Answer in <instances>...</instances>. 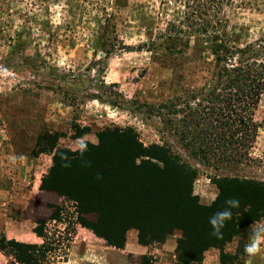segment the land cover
<instances>
[{
	"label": "rangeland",
	"instance_id": "1",
	"mask_svg": "<svg viewBox=\"0 0 264 264\" xmlns=\"http://www.w3.org/2000/svg\"><path fill=\"white\" fill-rule=\"evenodd\" d=\"M182 12L183 0H0V214L10 203L19 211L10 207L8 217L26 213L42 236L38 249L0 240V264H21L17 256L27 264L66 263L80 237L87 245L74 264H185L177 253L180 231L141 245L130 229L124 247L115 249L78 223L75 203L40 191L53 165L51 141L77 153L79 137L97 146L106 130L131 131L143 148H167L196 171L192 192L204 206L217 200L218 179L264 182V94L249 162L207 161L189 138L187 107L196 109L211 86L210 40L192 38L181 53L151 50ZM224 17L237 46H264V0H232ZM251 227L195 264H264V252L244 255Z\"/></svg>",
	"mask_w": 264,
	"mask_h": 264
},
{
	"label": "trees",
	"instance_id": "2",
	"mask_svg": "<svg viewBox=\"0 0 264 264\" xmlns=\"http://www.w3.org/2000/svg\"><path fill=\"white\" fill-rule=\"evenodd\" d=\"M231 4L232 0H183L180 19L167 24L157 36L159 44L151 45V50L157 46L181 53L192 38L210 40L211 86L204 89L196 109L187 107L184 126L203 159L229 167L251 160L261 127L255 116L264 94V46L255 43L242 48L233 42L235 35L224 17V7ZM49 153L53 165L40 191L75 203L78 223L115 249L124 247L130 229L138 231L141 245L163 242L178 230L179 259L195 264L208 249H220L254 222H264V182L218 179L217 200L204 206L192 192L196 171L167 148H143L131 131L106 130L97 146H87L83 157L58 148L56 141H51ZM60 153L67 154L71 167L61 166ZM228 198H237L239 207L231 209L232 218L225 222L221 236H212L209 217L223 210ZM34 233L42 237L37 227ZM1 238L17 247L39 248ZM17 260L27 264L19 256Z\"/></svg>",
	"mask_w": 264,
	"mask_h": 264
},
{
	"label": "clouds",
	"instance_id": "3",
	"mask_svg": "<svg viewBox=\"0 0 264 264\" xmlns=\"http://www.w3.org/2000/svg\"><path fill=\"white\" fill-rule=\"evenodd\" d=\"M76 147L81 157H83L87 150V143L83 137L77 138ZM61 166L64 168L71 167V162L66 153H60ZM17 159H24L23 156L12 157V161L15 162ZM90 166V164L86 165ZM101 177L98 175L97 179ZM225 208L221 211L214 213L209 217V225L212 229L210 233L212 236H221V229L225 227V222L232 218L231 209L239 207V200L237 198H228L225 200ZM252 235L249 242L244 246V255L249 258H253L264 252V224L254 222L252 225Z\"/></svg>",
	"mask_w": 264,
	"mask_h": 264
},
{
	"label": "crops",
	"instance_id": "4",
	"mask_svg": "<svg viewBox=\"0 0 264 264\" xmlns=\"http://www.w3.org/2000/svg\"><path fill=\"white\" fill-rule=\"evenodd\" d=\"M32 194H28V200H31ZM3 207H5L6 214H0V238L4 237L8 241H16L24 244L31 245H39L40 238L34 233V225L29 221L27 214L20 213V217L18 219H13L8 217V213L10 212V203H3ZM19 209L14 208V212H18ZM134 240L138 242V238L134 235ZM129 242L132 243V240L129 239ZM87 242L83 237L78 238L72 244V249L70 251V257L68 262L63 264H74L72 263L74 257L78 255V253L86 248ZM86 258V257H85ZM78 262V260H77ZM76 262V263H77ZM79 264V263H77Z\"/></svg>",
	"mask_w": 264,
	"mask_h": 264
}]
</instances>
